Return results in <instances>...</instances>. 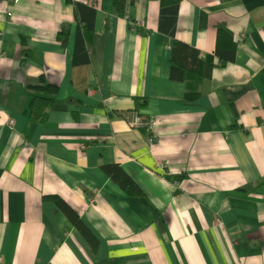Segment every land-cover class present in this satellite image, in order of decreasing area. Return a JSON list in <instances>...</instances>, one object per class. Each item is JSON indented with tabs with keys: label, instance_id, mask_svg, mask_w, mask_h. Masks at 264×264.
I'll use <instances>...</instances> for the list:
<instances>
[{
	"label": "crops",
	"instance_id": "1",
	"mask_svg": "<svg viewBox=\"0 0 264 264\" xmlns=\"http://www.w3.org/2000/svg\"><path fill=\"white\" fill-rule=\"evenodd\" d=\"M76 1L95 11L80 71L72 2L0 0V264H264V0L181 1L174 36L198 57L185 80L158 0H127L123 15ZM40 77L58 86L44 124L29 117ZM134 111L153 127H133ZM45 196L79 212L98 247Z\"/></svg>",
	"mask_w": 264,
	"mask_h": 264
},
{
	"label": "trees",
	"instance_id": "2",
	"mask_svg": "<svg viewBox=\"0 0 264 264\" xmlns=\"http://www.w3.org/2000/svg\"><path fill=\"white\" fill-rule=\"evenodd\" d=\"M75 6V12L80 24L84 30H78L77 42L75 48V64L74 68L79 69L89 64V49L90 40L93 36V21L95 11L88 7L87 4L76 0H67ZM160 3V25L159 30L171 34L173 36L172 58H171V76L178 80H185L189 74L197 73V68L193 66V62L198 59L197 50L189 46L187 43L175 38V30L179 15V6L182 0H158ZM116 10L120 15L125 14L127 8V0H114ZM218 29L217 52L225 60L234 58L236 51V43L233 35L226 27V24H220ZM69 33L68 28L60 31V39H65ZM207 62L208 58L206 59ZM214 67L213 62H210V69ZM200 73V72H199ZM78 84V83H77ZM84 85L83 82L79 83ZM44 94L35 95L30 103L29 117L32 121L44 124L47 122L49 111L53 103L56 101L54 95L58 93V86L51 84L44 77L39 78L38 85ZM102 170L121 188L128 189L136 195H142L143 191L136 182L123 170L119 164L103 165ZM48 199L54 200L58 206L65 212L69 220L87 239L92 248L98 247V240L90 229L85 225L81 218V214L77 212L67 202L63 201L58 196H45Z\"/></svg>",
	"mask_w": 264,
	"mask_h": 264
},
{
	"label": "built area",
	"instance_id": "3",
	"mask_svg": "<svg viewBox=\"0 0 264 264\" xmlns=\"http://www.w3.org/2000/svg\"><path fill=\"white\" fill-rule=\"evenodd\" d=\"M127 118H128V122L133 127H136L138 129H150L151 127H153V124H154V122L151 119L143 116L138 111L131 112ZM7 123L10 126H12V125H14L15 122L12 118H9L7 120ZM149 140L152 141V137H149Z\"/></svg>",
	"mask_w": 264,
	"mask_h": 264
}]
</instances>
